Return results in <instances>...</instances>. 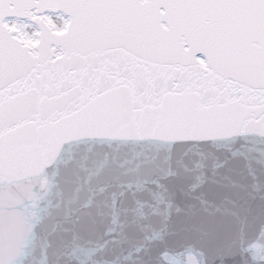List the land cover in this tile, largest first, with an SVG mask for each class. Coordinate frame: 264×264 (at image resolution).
Instances as JSON below:
<instances>
[{
    "label": "snow or ice",
    "instance_id": "6c2138e0",
    "mask_svg": "<svg viewBox=\"0 0 264 264\" xmlns=\"http://www.w3.org/2000/svg\"><path fill=\"white\" fill-rule=\"evenodd\" d=\"M0 264H264V0H0Z\"/></svg>",
    "mask_w": 264,
    "mask_h": 264
}]
</instances>
